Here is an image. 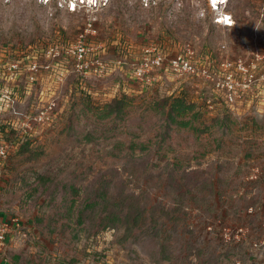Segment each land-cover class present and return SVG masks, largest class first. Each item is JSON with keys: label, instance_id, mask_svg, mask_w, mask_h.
<instances>
[{"label": "rangeland", "instance_id": "obj_1", "mask_svg": "<svg viewBox=\"0 0 264 264\" xmlns=\"http://www.w3.org/2000/svg\"><path fill=\"white\" fill-rule=\"evenodd\" d=\"M67 1L0 0V264H264V0Z\"/></svg>", "mask_w": 264, "mask_h": 264}, {"label": "built area", "instance_id": "obj_2", "mask_svg": "<svg viewBox=\"0 0 264 264\" xmlns=\"http://www.w3.org/2000/svg\"><path fill=\"white\" fill-rule=\"evenodd\" d=\"M49 1L51 0H46V2H49ZM66 3H67V6L70 8V10L75 11L81 6L82 7H93V8L98 7L100 5L105 6L109 3V0H68ZM229 3H230V0H218V1L207 0L206 1L208 11H210V13H214L213 20L215 23L225 25V26H232L233 24H235L233 13L228 8ZM226 17H228V19L231 20L233 23L226 24L225 23L227 21L225 19ZM83 37H84V33H81L78 43L74 46V48L71 49V52L74 58L78 60L79 62L85 61V59L89 57V54L92 51V48L87 45ZM142 60H143L142 63L138 65V71L140 75H144L146 71L156 69L158 66L162 64V62L165 60V57L162 52H158L154 54V57L152 58L145 57ZM170 61H171L173 68L177 72H182L183 69L188 70L189 68H191V66L189 65L190 61L181 57V55L171 57ZM82 68H85V67H82ZM231 77L232 75L228 76V78H231ZM14 226H20V218L12 217L10 220L0 218V243H2L4 240L7 239V236L10 230Z\"/></svg>", "mask_w": 264, "mask_h": 264}, {"label": "trees", "instance_id": "obj_3", "mask_svg": "<svg viewBox=\"0 0 264 264\" xmlns=\"http://www.w3.org/2000/svg\"><path fill=\"white\" fill-rule=\"evenodd\" d=\"M108 5V4H107ZM167 99H163L160 101V105L164 108H166V105L168 104ZM125 97L122 99H115L109 103H107L101 113L102 117H111L112 115L121 116L123 113H125ZM196 105L195 103H186L184 99L182 98H175L171 101V108L169 109V117L173 122H179V125L181 126H188L190 124L189 121L181 120V118L186 115V113L189 110H193L194 113L198 112L195 109Z\"/></svg>", "mask_w": 264, "mask_h": 264}, {"label": "bare ground", "instance_id": "obj_4", "mask_svg": "<svg viewBox=\"0 0 264 264\" xmlns=\"http://www.w3.org/2000/svg\"><path fill=\"white\" fill-rule=\"evenodd\" d=\"M218 1V0H215ZM227 21L225 22L226 24H228L229 22L233 23L231 20L228 19V17L225 18Z\"/></svg>", "mask_w": 264, "mask_h": 264}]
</instances>
